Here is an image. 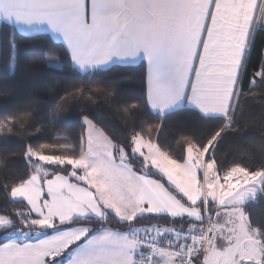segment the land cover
<instances>
[{
    "label": "snow or ice",
    "instance_id": "obj_1",
    "mask_svg": "<svg viewBox=\"0 0 264 264\" xmlns=\"http://www.w3.org/2000/svg\"><path fill=\"white\" fill-rule=\"evenodd\" d=\"M0 29L13 71L16 33L47 29L71 76L54 108L31 96L0 107V264H264V218L249 210L264 200V159L217 156L226 138L242 140V102L264 87V48L253 64L264 0H0ZM137 60L144 91L117 109L122 138L74 111L112 101L109 74ZM178 110L206 133L178 134L176 156L160 135ZM69 111L78 135L59 134ZM16 156L24 170L9 173Z\"/></svg>",
    "mask_w": 264,
    "mask_h": 264
},
{
    "label": "trees",
    "instance_id": "obj_2",
    "mask_svg": "<svg viewBox=\"0 0 264 264\" xmlns=\"http://www.w3.org/2000/svg\"><path fill=\"white\" fill-rule=\"evenodd\" d=\"M3 38H5L6 48H3ZM18 44V62L13 71L10 67L4 65V54H9L8 33L2 36L1 54H0V107L16 105L21 100L31 96L35 97L40 106L45 109L54 108L61 102L60 97L65 95L67 81L71 79L67 73V58L63 52V45L55 41L48 34L34 36H25L16 33ZM264 48V33L257 36L256 49L253 53V64L259 62L261 49ZM58 57V62L48 60L45 54ZM146 63L142 62L136 66H130L124 69H117L109 74L108 78L116 86V95L112 101L99 96L95 102L83 101L73 102L74 111L78 112L80 108L92 113L97 117L106 129L116 136L122 138L125 135V128L121 119L122 113L118 112L126 101L133 97H140L144 91L143 77L146 72ZM247 88V85H245ZM8 94L5 95L4 93ZM242 111L238 114L240 124L244 127L242 140L236 141L229 137L220 145L217 156L224 165H228L236 159L244 162L259 164L264 159V87L253 89L252 94L244 98L242 102ZM39 115V114H38ZM61 128L58 130L60 135L71 133L78 135L79 125L75 119L73 111L64 114ZM192 134L203 136L206 128L189 111H176L169 116L165 122L164 129L160 135V141L169 147L176 156L181 155L182 146L178 143V134ZM34 142H44L36 140ZM18 141H12L8 146V151L18 149ZM6 155V152L0 147V157ZM9 173H21L24 170V162L20 156L9 157ZM4 172L0 171V175ZM5 206V197L0 192V208ZM10 206V205H9ZM20 207V205H17ZM249 210L256 219L264 218V200L253 203ZM155 220H145L141 226L155 224ZM162 226L163 221L160 222ZM186 227V225H185ZM2 241V237H0Z\"/></svg>",
    "mask_w": 264,
    "mask_h": 264
},
{
    "label": "crops",
    "instance_id": "obj_3",
    "mask_svg": "<svg viewBox=\"0 0 264 264\" xmlns=\"http://www.w3.org/2000/svg\"><path fill=\"white\" fill-rule=\"evenodd\" d=\"M8 29H0V54H1V43H2V36L6 35L8 33ZM40 34H48L50 35L55 41L62 43L60 40H58L50 31H48L47 29H44L42 31H40L39 33L35 34V35H40ZM142 62H145L143 60H137L134 64H132L131 66H136ZM146 63V62H145Z\"/></svg>",
    "mask_w": 264,
    "mask_h": 264
},
{
    "label": "rangeland",
    "instance_id": "obj_4",
    "mask_svg": "<svg viewBox=\"0 0 264 264\" xmlns=\"http://www.w3.org/2000/svg\"><path fill=\"white\" fill-rule=\"evenodd\" d=\"M7 44H5V38H3V48H6ZM4 65L8 66L10 64L9 60V54H4V59H3Z\"/></svg>",
    "mask_w": 264,
    "mask_h": 264
}]
</instances>
